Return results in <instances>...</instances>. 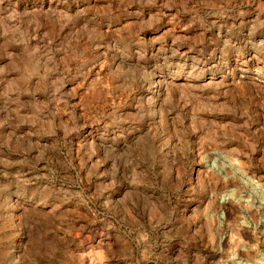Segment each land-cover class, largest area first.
Returning a JSON list of instances; mask_svg holds the SVG:
<instances>
[{"label": "rangeland", "instance_id": "1", "mask_svg": "<svg viewBox=\"0 0 264 264\" xmlns=\"http://www.w3.org/2000/svg\"><path fill=\"white\" fill-rule=\"evenodd\" d=\"M263 198L264 0H0V264H264Z\"/></svg>", "mask_w": 264, "mask_h": 264}, {"label": "bare ground", "instance_id": "2", "mask_svg": "<svg viewBox=\"0 0 264 264\" xmlns=\"http://www.w3.org/2000/svg\"><path fill=\"white\" fill-rule=\"evenodd\" d=\"M264 205V198L261 200V206ZM256 208V207H255ZM242 263V262H241Z\"/></svg>", "mask_w": 264, "mask_h": 264}]
</instances>
